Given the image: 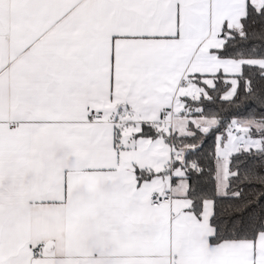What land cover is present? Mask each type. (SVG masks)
<instances>
[{
  "label": "snow or ice",
  "instance_id": "1",
  "mask_svg": "<svg viewBox=\"0 0 264 264\" xmlns=\"http://www.w3.org/2000/svg\"><path fill=\"white\" fill-rule=\"evenodd\" d=\"M0 264H264V0H0Z\"/></svg>",
  "mask_w": 264,
  "mask_h": 264
}]
</instances>
